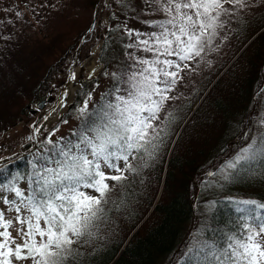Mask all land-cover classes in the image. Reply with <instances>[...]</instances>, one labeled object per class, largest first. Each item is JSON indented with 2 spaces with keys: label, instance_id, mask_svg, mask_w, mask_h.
I'll use <instances>...</instances> for the list:
<instances>
[{
  "label": "trees",
  "instance_id": "obj_1",
  "mask_svg": "<svg viewBox=\"0 0 264 264\" xmlns=\"http://www.w3.org/2000/svg\"><path fill=\"white\" fill-rule=\"evenodd\" d=\"M70 1L41 0L45 10L34 8V15L30 18L31 14L28 15L26 11L33 10V5H37L35 0H0V100L11 108L5 117L0 116V135L12 124L19 123L25 125L21 133L32 134L31 128L37 116L32 114L31 106L51 96L49 90L55 85L53 81L64 83L68 77V58L74 56L82 40V51L85 53L92 45L101 43L99 57L105 66L104 72L106 69L109 71L118 53H113L112 47L119 48L120 42H129L127 32L131 27H126L124 22L113 25L116 9L112 5H105L107 0H84L83 3V0H74V5L81 10H90V15L82 21L76 18L73 23L78 22V25L72 34L67 30V25L48 26L52 18H47L44 13L57 11L56 5H59L62 11L66 8L63 13L67 16ZM138 12L140 24L146 21V25L139 24L142 29H138L144 38L132 40L139 43L154 32L149 30L156 29L153 23L144 18V12L155 18L152 22L156 19L161 21L163 17L159 18L160 11L151 12L139 9V6ZM262 14L250 20V23L243 17L233 22V32L247 30V34L239 38L232 33L239 44L231 56L221 60L214 53V61L197 75L198 81L205 84L203 93L207 90L197 106L196 101L193 102L197 88L194 77L186 86H182V93H179L178 84L168 92V97L172 94L177 97L169 105L165 101L159 113L160 119L154 121L165 131L153 158L145 156L140 159L133 154L129 163L135 171L125 170L123 173L105 167L101 160L102 171H109L112 175L123 174L126 179L119 183L106 181L111 191L106 197L107 202L102 204L103 213L94 222L92 236L74 245L78 255L73 264H193L190 248L196 249L205 241L224 247L226 235L237 230L241 217L236 210L240 206L239 201L264 203V161L254 162L244 171L233 172L228 179H225L227 172L223 170L226 162L233 159L247 141L238 143L244 130L252 132L248 121L252 115L253 120L256 118L257 103L253 113L255 99L264 98V89H259L262 79L260 69L264 65V12ZM103 17L109 20L107 26L101 25ZM70 19L73 21L74 17ZM48 39L57 41L59 51L54 61L46 66L44 76L37 85L29 83L25 88L17 89L29 60L26 53H20L21 46L17 42L46 45ZM227 41H222L224 50ZM132 45L130 50L121 54L126 67H122L114 82H109L104 88V94L101 91L98 97L100 101L91 107L90 115L82 118L75 115L78 104L89 99L90 85L94 82L82 79L77 100L62 114L58 123L38 135L36 147L31 141L29 145L17 148L20 143L15 141L9 145L11 149H0V160L7 156L5 153L13 156L0 163V184L9 182V175L18 176V181L22 171L29 179L31 171L40 165L56 167L55 161L61 158L60 148L80 142L79 134L96 122L97 109L103 100L115 103L113 93L119 86L123 88H119L116 95L123 94L126 88L122 83L123 77L137 70L133 67L137 59L153 58L151 53L143 51L142 45ZM49 49L47 45L45 50ZM199 62L197 60L193 65L201 67ZM63 83L59 89H62ZM229 86H236L237 89L226 91L225 88ZM169 113L174 119H170ZM71 121H74L72 131L54 140L51 135L58 125ZM262 135L264 133L256 138L257 144ZM73 151L76 149L73 148ZM116 163L121 168L125 167L123 161ZM24 176L19 179L22 183ZM26 183L29 189V181ZM80 190L86 195L99 196L92 188L81 187Z\"/></svg>",
  "mask_w": 264,
  "mask_h": 264
},
{
  "label": "snow or ice",
  "instance_id": "obj_2",
  "mask_svg": "<svg viewBox=\"0 0 264 264\" xmlns=\"http://www.w3.org/2000/svg\"><path fill=\"white\" fill-rule=\"evenodd\" d=\"M153 2L156 10L164 13L167 19L153 22L152 26L159 31L136 45H142L143 51L151 53L153 58L137 59L133 65L137 70L122 81L126 85L125 95H116L120 91L117 88L113 93L115 103L103 100L97 109L96 122L79 134L80 142L60 148L61 158L55 161L56 167H43L35 172L34 180H29L27 195L14 180L0 184V192L14 193L19 200V203L16 200L4 202L18 214L22 210L27 212L23 217H14L20 226L17 232L22 240L16 243L7 230L12 220H7L0 211V229H4L0 231V264H14L15 261L73 264L78 255L74 245L92 236L94 222L103 213L102 204L107 202L111 191L106 181L119 183L126 179L123 174L107 175L101 170V160L105 167L123 173L135 171L129 163L133 154L140 159L154 157L165 131L154 121L160 119L159 113L169 99L167 93L177 83L181 64L176 61L200 56L204 47L211 43L216 29L223 26L218 22L221 15L228 14L224 5L243 6L244 0ZM85 111L86 104L80 109L81 114ZM169 117L174 119L171 113ZM116 161H123L125 167H119ZM260 161H264V135L258 144L253 139L226 162L225 179ZM81 187L92 188L99 196L86 195ZM239 205L236 210L241 214L240 223L235 232L226 235L224 247L205 241L196 249L190 248L193 264H264V203L242 200Z\"/></svg>",
  "mask_w": 264,
  "mask_h": 264
},
{
  "label": "rangeland",
  "instance_id": "obj_3",
  "mask_svg": "<svg viewBox=\"0 0 264 264\" xmlns=\"http://www.w3.org/2000/svg\"><path fill=\"white\" fill-rule=\"evenodd\" d=\"M37 5H33V10L32 11H26L29 14L34 15V8L39 7L41 10H45V6L42 5L41 0H35ZM45 1V0H43ZM84 0L82 1V3ZM87 2V1H86ZM75 1L72 0L70 1L68 5V9L66 10L67 16L63 13L65 9L62 11V7L59 5H56L57 11L52 10L44 13V15L47 18H52L48 22V26L51 25H67V30H69L72 34L74 31V27H76L78 22H75L76 18L79 17L77 20L82 21L86 18L89 17L90 15V10L88 11L86 8L81 10L79 9L78 5H74ZM85 5H88L85 3ZM105 5H112V7H115L116 12L113 15V25H121L123 22L125 23L126 27H131L129 31L127 32V37H129V42H120L121 45L120 47H112V52H118L117 55L113 58L114 62L109 66L110 69L105 70V66L100 60L99 57V50L101 43L94 44L91 46L88 52H83V44L84 40L81 42V46L77 49L76 53L74 54L73 57L68 58V77L67 79H64L63 81H53L55 82L54 87L49 90V93L51 96L48 99H44L42 102V109L38 108V105L41 103H38L37 105L34 104L31 106L32 108V114L37 116V120L34 122L32 125V134H24L21 133L20 131L23 130V127L25 126L24 124L19 123L18 125H11V127L2 132L0 135V149H3L4 147L11 149L10 144L14 143L15 141H19L20 145L17 147H22L24 145H29L31 141L34 142V146L36 147L37 145V138L40 133H42L46 128H49L56 123H58L59 118L64 114L77 100V92L82 89V84L81 80L86 79L88 81H94L91 86L90 90V95L89 99L85 101V103L78 104V108L75 111V115L78 118H82L84 116H87L89 114V111H91V107L93 105H96L100 100H98L99 95L101 94V91L103 90L104 94V88L109 84V82H114V79L119 75L122 67H126V63L123 60V57L121 54H124L125 50H130L129 45L132 44H138V41H132L134 38L138 40L143 39L144 36L140 34V30L142 29L141 26L146 25V21L142 24H140L139 20V13L138 12V6L139 9H144V10H149L151 12L156 11L157 5L153 2V0H107ZM121 5H123V8H121ZM127 5H130L133 9L129 8ZM135 7H134V6ZM67 7V5H66ZM224 7L228 9V14H223L220 17V22H222V27H218L216 29V34L212 36V41L209 45H206L201 52V55L198 57H193L191 60H185L183 61V64H181V70H179V73L184 74H179V77L177 78L178 82L176 84L180 85L179 86V93H182L183 87L186 86V83L194 77L195 83L197 85L195 95L193 98V102L196 101L195 106L199 104V102L203 99L205 96V93H203L204 90V85L203 82L198 81L197 75L202 73L204 69L208 68L210 64L214 61L212 55L215 53L218 54L217 59H225L229 58L231 54L234 52L235 48L238 46L239 41L238 39H235L234 35H238L239 38H244L247 34V30H240L238 32H233V27H234V21L237 20L240 17H243L245 21L250 23V20H255L257 19L256 16L262 14L264 12V0H244L243 6L241 5H233V4H225ZM61 11V13H58ZM160 17H163V20H165L167 17L165 16L164 13L160 12ZM263 15V14H262ZM73 21H70V18H73ZM144 18L147 19L149 22L153 23L152 20L155 19L154 17L148 15V13L144 12ZM242 19V20H243ZM94 21V19H93ZM160 21V19L154 20ZM162 21V20H161ZM262 22V20L260 21ZM73 23V24H70ZM107 23H109V20L103 17L101 21V25L107 26ZM141 26H140V25ZM255 24L257 26V22L255 21ZM262 25V24H261ZM46 28V27H45ZM44 28V29H45ZM49 28V27H48ZM54 30V28H53ZM91 31V29H90ZM146 31V30H145ZM149 31H154L158 32L159 30L156 29H151ZM131 32V35L129 33ZM124 33V31H123ZM137 33L140 35L137 36ZM146 33H148L146 31ZM232 33L234 35H232ZM211 35V33H209ZM149 38V37H148ZM223 40H228L227 48L224 50L222 49V41ZM132 41V42H131ZM20 48V53H26V55L29 57L28 63L25 65L23 73L24 75L21 77V81L18 84L17 89H22L25 88V86L29 83H33V85H37L40 79L44 76V69L46 68L47 65H49L52 61H54V58L57 56V51H59L56 40H49L46 43V45L43 44H38V45H26V43H20V41L17 42ZM16 44V45H17ZM49 46L50 49L49 51L45 50L46 46ZM54 46L56 48L54 49ZM217 53H216V52ZM220 52V54H219ZM51 58V59H50ZM175 60V57H171V59ZM50 59V60H49ZM197 60H200L199 65H193L196 63ZM255 60V59H254ZM92 61V62H91ZM256 61V60H255ZM177 63H181L179 61H176ZM203 63V65H202ZM257 63V62H256ZM97 64V65H96ZM100 65V66H99ZM88 67V68H87ZM87 68V69H86ZM96 69V71L92 74V70ZM171 71H176V69H170ZM108 71V72H107ZM260 72H262V79H261V85L259 87L260 91L264 89V65L260 69ZM75 73V74H74ZM91 74V75H90ZM103 76V77H102ZM34 78V79H33ZM127 75L123 77V81L127 80ZM180 78V80H179ZM70 81V82H69ZM67 82H69L67 84ZM62 89H59L60 86L62 85ZM72 84L74 86V90L72 92H68L67 87L69 84ZM32 86V85H31ZM29 86V87H31ZM118 88H123L122 86H119ZM209 88V87H208ZM236 86H229L225 88L226 91H232L236 90ZM27 89V93H29ZM32 92V91H31ZM123 94L125 95V92L122 91ZM72 93V94H71ZM264 93V91H263ZM170 93H167L169 95ZM172 94V93H171ZM32 95V94H30ZM175 97L177 95L172 94L171 97L166 101L165 104H170L172 101L175 102ZM155 99H159L158 97H154ZM110 101V100H109ZM113 101V99L111 100ZM57 102V103H56ZM257 103V112H256V118L253 120V115L249 118L248 125H250L252 128V132L249 133L248 129L244 130L242 138L238 141H244L247 140L244 144H242L241 148L247 146L253 139H256L260 134L264 133V98H259V100L255 99L254 101V109L253 113L255 111V105ZM86 104V111L81 114L80 109L85 107ZM61 107V108H60ZM60 109V110H59ZM11 108L7 105V103L4 100H0V116L5 117V113L10 111ZM38 110V111H37ZM53 110H59V113H57L56 117L54 119L50 120V116L53 115ZM72 112H74V108L72 109ZM166 109L163 111L161 114V117L165 114ZM90 115V114H89ZM49 116V117H48ZM41 123L39 126L36 128L37 123L40 121ZM54 121V122H53ZM26 123V122H23ZM74 121L69 122V123H64V124H59L57 129L52 133V138L54 140L60 138L63 134L67 133L68 131H72ZM159 126V123L157 124ZM68 132V133H69ZM29 137H32V139H29ZM16 148V149H17ZM230 148V152H231ZM241 150V149H240ZM10 153H5V155L1 160L0 163H3L7 161L9 158L13 157L12 155H9ZM91 159V157H90ZM53 162V161H52ZM51 162V163H52ZM45 166L40 165L37 168L33 169L31 171V176L29 179L34 180V174L35 172L39 171L41 168ZM48 167H53L54 165H49ZM107 175H112L111 172L109 171H104ZM29 174V173H28ZM27 174V176H28ZM225 175V173H223ZM21 175V176H20ZM19 175V179L22 178V175H26L24 171ZM18 176L13 177L12 175L8 176V180H14L15 182L17 181L16 179ZM16 182L17 187L20 189L24 190L25 195L28 194V186H27V181H29L28 177L24 176V182ZM33 183V187H34ZM198 192V191H197ZM159 193V191H158ZM0 197H3V199H0V211H3L4 216L7 220H12V226L9 227L7 230L12 234V236L15 238L16 243H22V240L20 236L18 235V228L20 227L19 224L15 221L14 217L17 215L20 216H25L27 215V212L22 210L19 214L15 211L14 208L10 207L8 203H5L4 200L12 201L16 200V203H19L18 198L15 197L14 193H9L7 191L5 192H0ZM192 226V225H191ZM192 228V227H191ZM4 229H0V231H3ZM14 247V245H13ZM177 252V251H176ZM14 264H30V261H15Z\"/></svg>",
  "mask_w": 264,
  "mask_h": 264
},
{
  "label": "bare ground",
  "instance_id": "obj_4",
  "mask_svg": "<svg viewBox=\"0 0 264 264\" xmlns=\"http://www.w3.org/2000/svg\"><path fill=\"white\" fill-rule=\"evenodd\" d=\"M92 62V61H91ZM97 65V64H96ZM100 66V65H99ZM88 68V67H87ZM86 68V69H87ZM96 71V69H93L92 70V74L94 73ZM75 74V73H74ZM91 75V74H90ZM67 90H68V92L70 93V92H72L73 90H74V86L70 83L69 85H68V87H67ZM72 94V93H71ZM57 103V102H56ZM61 108V107H60ZM60 110V109H59ZM59 110H53V115L52 116H50V120L51 119H54L55 117H56V115H57V113H59ZM49 117V116H48ZM54 122V121H53Z\"/></svg>",
  "mask_w": 264,
  "mask_h": 264
},
{
  "label": "water",
  "instance_id": "obj_5",
  "mask_svg": "<svg viewBox=\"0 0 264 264\" xmlns=\"http://www.w3.org/2000/svg\"><path fill=\"white\" fill-rule=\"evenodd\" d=\"M38 108L42 109V102L38 105Z\"/></svg>",
  "mask_w": 264,
  "mask_h": 264
}]
</instances>
